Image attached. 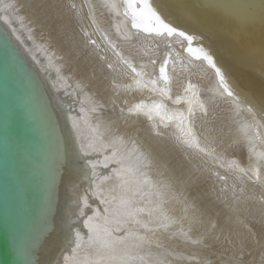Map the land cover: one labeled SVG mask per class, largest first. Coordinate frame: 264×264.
<instances>
[{"label":"bare ground","instance_id":"1","mask_svg":"<svg viewBox=\"0 0 264 264\" xmlns=\"http://www.w3.org/2000/svg\"><path fill=\"white\" fill-rule=\"evenodd\" d=\"M152 2L235 96L181 37L133 28L122 0H0L34 135L11 264H264V0ZM125 182L146 228L118 207ZM90 216L114 252L88 242Z\"/></svg>","mask_w":264,"mask_h":264},{"label":"water","instance_id":"2","mask_svg":"<svg viewBox=\"0 0 264 264\" xmlns=\"http://www.w3.org/2000/svg\"><path fill=\"white\" fill-rule=\"evenodd\" d=\"M5 41L0 36V264H11V251L23 234V152L34 135L27 87Z\"/></svg>","mask_w":264,"mask_h":264},{"label":"snow or ice","instance_id":"3","mask_svg":"<svg viewBox=\"0 0 264 264\" xmlns=\"http://www.w3.org/2000/svg\"><path fill=\"white\" fill-rule=\"evenodd\" d=\"M122 6L124 7V15L129 17L131 20V26L136 29H143L146 32H155L158 35H163L167 34V36L171 37L173 35H178L181 37L184 41L187 42V48L186 51L190 53L193 57H195L197 60H204L207 62V64L215 70L216 76L219 78L220 84L223 87L224 92L227 93L229 96H235L234 92L231 90V88L228 86L225 76L221 70L220 67L217 66L214 57L210 54L209 51L205 50L201 46H194V41L196 37L194 35L188 34L183 30H179L175 26L171 25L170 23L166 22L164 18H162V15L160 12L157 10V8L154 6V3L152 0H122ZM5 9H10L14 7L13 4L5 5ZM4 20L6 23L11 24V21L7 18L4 17ZM12 33H16V29L12 28L11 29ZM17 39L19 40L20 37L17 36ZM90 43H95L94 41H90ZM155 63V61H153ZM167 64V60L164 61V65ZM162 65L160 67V74L162 77L167 79L165 76V66ZM111 67V65H109ZM133 72H135V68L132 69ZM152 83H155V81H152ZM239 99V97H236ZM177 103H179V100H177ZM189 114L192 113V109L189 108ZM248 111H252V108L250 107ZM205 114H206V109H205ZM245 134L248 132V126L245 125L244 128L242 129ZM192 139H195L192 137ZM188 143L189 146H192L190 141H185ZM199 148V145L197 143L196 145ZM201 151H205V149H199ZM264 156V154H261ZM243 171V169H241ZM257 178L258 176V170H257ZM125 195H122L120 200H119V209L122 210L123 215L127 216L130 218V221L126 222H131L133 224H138L141 225L142 227H147V224L144 223L143 218L140 216L141 213H144L146 210L143 208H133L132 207V196L128 195L127 193H140V189L138 187H133L131 185H128L127 182H125ZM84 202L85 205L87 203V197H84ZM115 199V198H114ZM103 202V201H102ZM107 211V209H105ZM83 211H81V215H83ZM150 216L151 213H148ZM93 217H88L87 220L84 221V224L86 227H88L89 230V237H88V242L89 243H94L98 247H105L106 250L110 252H114V248L111 243H106L101 240V231L100 229H94L93 225L91 224ZM93 231H96V238L93 239V236L91 233ZM104 232H107V229L103 230ZM133 234V233H130ZM76 235V248L73 249V252H76V249L80 248L82 246V236L79 231L75 233ZM137 245H132V247H136ZM111 259L115 260L116 257L113 256ZM132 259H140L143 260V257H132L131 255L125 254L123 257H121V264H127L128 261Z\"/></svg>","mask_w":264,"mask_h":264}]
</instances>
